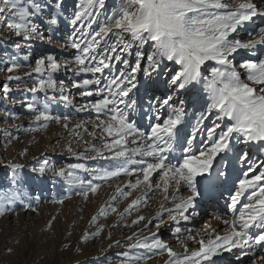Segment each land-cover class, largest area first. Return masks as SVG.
<instances>
[{"label": "rangeland", "instance_id": "rangeland-1", "mask_svg": "<svg viewBox=\"0 0 264 264\" xmlns=\"http://www.w3.org/2000/svg\"><path fill=\"white\" fill-rule=\"evenodd\" d=\"M44 2L49 7L42 16L34 18L38 33L33 34L31 40L22 39L10 26L14 20L11 14H0V195H11L14 191L22 193L20 199L5 206V213L0 216V264H166L168 260L166 252L158 254L154 250L132 248L130 245L135 244L138 239L143 241L144 238H148L150 242L152 234L157 233L158 237L174 251L185 254V248L190 252L199 247L191 239L192 236L198 239L211 238L213 230L215 235L229 234L231 227L224 222L236 218L243 204L249 202L247 199L249 193H245L236 209L233 210L231 207L230 197L234 194L238 179L243 178L242 173L247 171V165L239 164L237 157L247 152L250 160L264 161V144L233 142L231 152L222 154L223 159L217 157L218 163H214L210 174L211 183L200 195L204 201L196 198L186 213L191 216V220L180 222L179 226L188 231H183L179 240L174 234L177 225L173 221V216L177 215L176 212L173 211L171 214L165 212L161 217H156L161 204L169 209L174 208L171 197L164 200L161 190L148 193L146 206L141 203L139 209H132L131 214L126 213L125 209L131 201L137 197L143 200V193L147 190L143 185L134 190L127 188L129 181L135 182L136 176L132 174H121L104 181L95 179L98 171L117 167L120 162L111 159V153L107 150H104L102 157H98L97 152L90 150L93 146L101 149L106 140L110 139L100 129L94 127L98 122V114L94 110L80 111L81 106L100 97H83L80 94L82 90L73 88L72 84L84 78L93 79V75L79 73L74 75L62 69L52 73L51 77L58 87L65 88L63 94L49 90L45 96L43 92L28 91L36 86L40 78L47 79L49 75L48 73L25 75L32 71L38 58L51 54L63 65L74 61L75 56L79 54V51L71 46L70 40L74 32L71 20L74 13L79 10L78 0H63L60 9L52 7L56 0ZM252 2L259 10L264 11V0ZM17 3L27 6V0H17ZM119 4L120 0H104L103 8L96 5L92 9L96 13L93 16L95 23L91 24V28L85 26L83 31L87 33L98 31ZM52 15L56 16L57 24L45 23ZM80 23L87 25V18L78 22L76 27H79ZM260 26H264V17L254 18L233 35L245 42L256 35V30ZM41 35L44 39H41ZM49 36L51 40H48ZM114 38L109 34V37L104 39L111 42ZM86 39L90 40L91 35ZM124 40L130 46V54H124L129 64H135L138 53L140 57V70L136 73L138 87L130 93V97L136 100V106L128 111L129 120L135 122L141 130L148 132L151 124L157 122L155 116L160 115L162 121L171 114L173 107L180 108V101H184L182 107L185 115L183 123L179 126L178 135V139H182L191 131V124L207 106L206 80L210 79V68L217 66L216 62H206L202 66L201 73L204 79L197 82L194 88L190 85L185 90L177 91L170 84V80L181 70L179 65L165 59L156 71H152L147 57L154 52L153 45L134 41L129 34L124 35ZM17 45L20 47L17 48ZM261 59H264V46L258 45L255 49L239 50L233 62L243 78L246 71L241 67L243 62L246 60L258 62ZM12 63L20 66L13 73H8L7 68ZM119 70H125V66L114 62L111 72L106 70L100 78L106 80L117 75ZM9 75L21 76L22 79L9 81L7 80ZM5 83L12 89L11 92L3 91ZM94 87L90 86L89 90H94ZM61 95H67L69 100L63 101ZM53 96L54 99H49ZM167 96H172L168 105L161 108L155 104L154 98L163 100ZM30 102H34L38 110H44V104L47 102V111L58 119L36 122L34 115L37 112L26 107ZM214 118V115L209 117L205 124L211 126ZM105 119H107L105 114L99 115V120ZM227 123L228 121L224 122ZM78 124L81 125L80 128H76ZM5 132L10 133V136ZM203 139L204 135L200 134L198 141ZM129 141V148L137 146L131 143V138ZM181 155V148L177 144L175 151L169 154L168 160L179 163L180 161L174 157ZM141 159L154 162L149 157L135 156L127 165L130 171L141 167L138 163ZM78 163L84 164L87 170L68 169V165ZM15 164L23 167L14 169L12 165ZM41 167L45 168L44 174L39 172ZM60 168H64L66 173L72 171L75 178L93 180L101 187L97 193H90L85 199L80 195L82 191L80 185L70 182L67 175L65 177L55 175L53 170L58 171ZM220 172L226 175L220 176ZM161 174L159 172L153 174V184L159 181ZM118 186L131 191L132 195L128 198L120 196L116 192ZM170 192L179 197L190 194L187 186L183 184L180 185L178 193H174L171 187ZM114 195L117 199L112 201L111 197ZM61 200L63 203H59ZM112 204L117 208L116 212L109 210L106 214H100L101 208ZM137 215L144 216L145 220L133 224L132 221ZM94 216L97 217L95 222L92 221ZM146 224L148 227L141 234V229H144ZM101 226L103 230L99 231L98 235H90L87 241L83 240L85 233H97ZM260 231L261 229L253 227L249 234H257ZM134 233L137 235L130 240L129 237H133ZM9 248L13 249L11 253L8 252ZM258 250H264V245L244 249L233 248L231 251L222 250L213 258L214 264H264V260L259 259L260 256L256 252ZM124 253H127V256ZM135 257L142 259L135 260L133 259Z\"/></svg>", "mask_w": 264, "mask_h": 264}, {"label": "snow or ice", "instance_id": "snow-or-ice-1", "mask_svg": "<svg viewBox=\"0 0 264 264\" xmlns=\"http://www.w3.org/2000/svg\"><path fill=\"white\" fill-rule=\"evenodd\" d=\"M78 3L79 10L74 13V18L71 20L74 32L70 40L71 46L77 49L79 54L75 56L74 61L63 65L51 54L38 58L32 71L25 75L31 76L33 73L49 75L47 79L40 78L36 86L28 91L43 92L45 96L49 90L63 94L65 88L58 87L51 77L52 73L62 69L74 75L92 74L93 79L84 78L72 84L73 88L82 90L80 94L83 97H100L80 108V111L94 110L98 114V122L94 127L110 138L101 149L93 146L90 150L97 152L98 157L104 156V150H107L111 153V159L120 162L117 167L98 171L95 179L110 180L121 174L136 176L135 182L129 181L127 188L134 190L143 185L147 191L143 193V200L137 197L131 201L125 209L128 214H131L132 209H139L141 203L146 206L148 193L151 191L161 190L164 200L171 197L174 208L169 209L161 204L156 217H161L165 212L171 214L175 211L177 215L173 216V221L177 226L174 234L179 240L182 232L188 231L179 226L180 222L191 220V216L186 213L193 206L196 198L202 194V190L211 183L210 174L214 163H218L217 157L223 159L222 154L231 152L233 142L264 144V59L258 62L244 61L241 65L246 70L243 78L233 62L239 50L255 49L258 45L264 46V26H260L256 30V35L245 42L233 35L254 18L264 17V11L259 10L252 0H240V2L237 0H120L109 20L100 26L98 31L87 33L83 31L84 27L91 28V24L95 23L93 16L96 13L92 9L96 5L103 8L104 0H78ZM62 4L63 0H56L52 7L60 9ZM48 7L44 0H27V6L18 4L17 0H0V14H11L14 20L10 26L25 40H31L32 35L38 33L34 18L42 16ZM85 18L88 20L87 25L80 23V26L76 27L78 22ZM57 22L55 15L49 16L45 21L49 25H55ZM109 34L115 37L111 42L104 39L109 37ZM125 34L131 35L134 41L153 45L155 50L147 57L152 71H156L165 59L180 66L181 70L170 80V84L177 91L185 90L190 85L194 88L197 82L204 79L201 73L202 66L206 62H216L217 66L210 68V79L206 80L207 106L191 124V131L182 139H178V135H180L179 126L183 123L185 115L182 107L184 101H180V108L173 107L171 114L162 121L160 115L155 116L157 122L151 124L148 132L141 130L135 122L129 120L128 111L136 106V100L130 97V93L138 87L136 73L140 70V57L138 53L134 65H130L129 60L124 58V54H130V46L124 40ZM89 35L91 39L87 40ZM41 39H44L43 35ZM48 40H51L50 36ZM16 47L19 48L20 45ZM118 49L119 54H117ZM114 62L123 64L125 70H119L117 75L106 80L101 79L106 70L111 72ZM19 66L17 63L10 64L7 68L8 73H13ZM21 79V76L15 75L7 77L9 81ZM90 86H95L94 90H89ZM3 91L9 93L12 89L5 83ZM54 98L53 96L49 99ZM61 99L67 102L69 97L61 95ZM171 100L172 96H167L163 100L154 98L155 104L161 108L168 105ZM26 107L37 112L34 115L36 122L58 119L47 111V102L44 104V110H38L34 102L27 103ZM100 114H105L107 119L99 120ZM213 115L215 118L211 121V126H207L205 121ZM225 121L228 123L224 124ZM80 127L81 125H76V128ZM85 131L87 132V128ZM5 134L10 136L8 132ZM200 134L204 135V139L198 141ZM129 138L131 143L137 144L136 147L129 148ZM177 144L181 148L182 155L174 157L180 161L179 163H172L168 157L175 151ZM135 156L149 157L154 162L141 159L138 161L141 167L130 171L127 165ZM237 162L247 165V171L242 173L243 178L238 179L234 194L230 197L231 207L235 210L245 193H249L247 196L249 202L243 204L236 218L224 222L231 227L229 234L215 235L213 230L211 238L198 239L192 236L191 239L199 247L190 252L185 248V254L174 251L169 244L158 237L157 233L152 234L150 242L148 238H144L143 241L138 239L130 247L154 250L158 254L166 252L168 256L166 264H214L213 258L222 250L231 251L233 248L244 249L264 245V161H252L248 153L243 152L237 157ZM12 167L19 169L23 166L15 164ZM68 169L87 170L81 163L70 164ZM53 171L60 177L67 175L70 182L80 185L82 188L80 195L85 199L90 193H97L101 187L93 180L85 181L73 177V172L66 173L64 168ZM39 172L44 174L45 168L41 167ZM158 172L162 173L160 179L153 184V174ZM219 175L224 176L226 173L220 172ZM181 184L186 185L189 190L190 194L186 197H179L170 192L171 187L174 193H178ZM116 192L125 198L132 195L131 191L119 186ZM21 195L19 191H14L11 195H0V216L4 215L5 206L20 199ZM111 199L115 201L117 197L114 195ZM59 203H63V200ZM109 210L116 212L117 208L114 204L105 205L101 208L100 214H106ZM96 219V216L92 217L93 222ZM144 220V216L137 215L132 223L139 224ZM147 227L146 224L145 228L141 229V234ZM253 227L261 231L257 234H249V230ZM102 230L103 226L97 233H85L82 238L87 241L90 235H98ZM136 235L134 233L129 239H133ZM12 251L13 249H8L9 253ZM124 255L127 256V253ZM133 259L140 260L142 257Z\"/></svg>", "mask_w": 264, "mask_h": 264}, {"label": "bare ground", "instance_id": "bare-ground-1", "mask_svg": "<svg viewBox=\"0 0 264 264\" xmlns=\"http://www.w3.org/2000/svg\"><path fill=\"white\" fill-rule=\"evenodd\" d=\"M197 200H202V201H204L203 199H202V197L201 196H198L197 197ZM206 201V200H205ZM214 206V205H213ZM257 252V254L260 256V261H262V260H264V259H261V257H264V250H262V251H256Z\"/></svg>", "mask_w": 264, "mask_h": 264}]
</instances>
